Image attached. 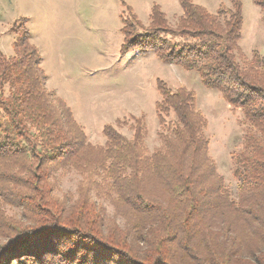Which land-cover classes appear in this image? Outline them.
Segmentation results:
<instances>
[{
    "label": "trees",
    "instance_id": "trees-1",
    "mask_svg": "<svg viewBox=\"0 0 264 264\" xmlns=\"http://www.w3.org/2000/svg\"><path fill=\"white\" fill-rule=\"evenodd\" d=\"M230 3L210 13L180 0L174 29L154 9L146 28L125 31L130 35L121 52L136 50L194 71L205 88L241 112L243 142L233 155L236 197L208 157L206 120L193 92L157 82L159 146L153 152L140 119L130 138L105 126V143L96 146L70 108L46 90L27 34L14 42L13 56L0 53V264H264V55L254 51L243 60L242 2ZM253 3L264 23V0ZM59 171L83 176V205L56 201L52 186ZM90 190L120 208L134 230L148 231L144 252L129 242L127 225L103 228ZM8 207L19 208L23 218L8 215ZM214 224L237 238V250L243 235L261 243L253 240L248 259L215 253L208 244L203 249L198 239L209 240ZM194 239L198 244L191 245Z\"/></svg>",
    "mask_w": 264,
    "mask_h": 264
},
{
    "label": "rangeland",
    "instance_id": "rangeland-1",
    "mask_svg": "<svg viewBox=\"0 0 264 264\" xmlns=\"http://www.w3.org/2000/svg\"><path fill=\"white\" fill-rule=\"evenodd\" d=\"M190 1L210 13L231 5L230 0ZM241 2L243 23L238 46L243 60H249L254 51L264 55V23L253 0ZM154 9L162 14L169 28H175L182 13L180 0H0V53L5 58L13 56L14 42L27 34L40 56V74L45 76L46 90L70 108L87 141L96 146L105 143V126L116 127L120 134L130 138L134 119H140L146 130L145 146L149 153L153 152L159 146L157 82L193 92L196 108L206 120L208 157L224 187L236 197L233 155L243 142L241 112L233 109L220 92L205 88L196 72L163 63L151 54L121 52L126 32H135L138 26L146 28ZM124 22L128 29H124ZM82 177L73 171H59L52 186L56 201L83 205L88 185ZM90 198L102 212L103 228H109L112 222L121 229L127 225L129 242L138 251H145L147 230L135 226L136 231L132 222L125 223L124 212L120 208L116 211L102 194L90 190ZM6 213L23 218L19 208L8 207ZM231 235L214 224L207 233L210 242L198 241L203 249L208 244L215 253L226 255L233 251L245 259L261 243L256 237L243 235L240 245H244L237 250V238Z\"/></svg>",
    "mask_w": 264,
    "mask_h": 264
}]
</instances>
